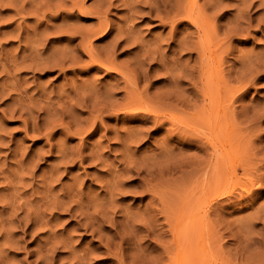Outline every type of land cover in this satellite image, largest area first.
Returning a JSON list of instances; mask_svg holds the SVG:
<instances>
[{
	"label": "rangeland",
	"instance_id": "rangeland-1",
	"mask_svg": "<svg viewBox=\"0 0 264 264\" xmlns=\"http://www.w3.org/2000/svg\"><path fill=\"white\" fill-rule=\"evenodd\" d=\"M133 1L0 0V264H264V0Z\"/></svg>",
	"mask_w": 264,
	"mask_h": 264
},
{
	"label": "bare ground",
	"instance_id": "bare-ground-1",
	"mask_svg": "<svg viewBox=\"0 0 264 264\" xmlns=\"http://www.w3.org/2000/svg\"><path fill=\"white\" fill-rule=\"evenodd\" d=\"M23 1H24V0H23ZM146 1H147V0H146ZM146 1H145V2H146ZM149 1H150V0H149ZM149 1H148V2H149ZM193 1H194V0H193ZM259 1H260V0H259ZM130 2H131V1H130ZM133 2H134V1H133ZM135 2L137 3L138 0H136ZM135 2H134L133 4H136ZM139 2H140V1H139ZM141 2L143 3V1H141ZM151 2H152V1H151ZM151 2H149L150 5L148 4V6H151V8L149 7V13H150V15H151L152 13H154V12L157 11V10H155V8H153V7H155L156 5L153 3V5H155V6L152 7ZM153 2H154V1H153ZM59 3H60V2H59ZM79 3H80L79 6H76L75 3H74L75 7L72 6L73 3H72V5H70V3H69V5H70V7H72L73 9L77 7V8H78L77 10L81 12V11L83 10V4H81L82 1L79 2ZM122 3H123V2H122ZM142 3H140V4H142ZM146 3H147V2H146ZM165 3H166V2H165ZM194 3H195V2H194ZM251 3H252V2H251ZM261 3H262V2H261ZM130 4H131V3H129V5H130ZM262 4H264V3H262ZM59 5H60V4H59ZM143 5H145V4H143ZM161 5H162V4H161ZM176 5H177V4H176ZM190 5H191V4H190ZM190 5H189V6H190ZM60 6H61V5H60ZM125 6H127V5H125ZM130 6H132V7H133V10H134V5H130ZM136 6H137V4H136ZM146 6H147V5H146ZM148 6H147V7H148ZM168 6H169V5H168ZM261 6H262V5H261ZM61 7H64V6H61ZM97 7H98V6H97ZM156 7H157V6H156ZM173 7H174V6H173ZM176 7H179V5L176 6ZM259 7H260V6H259ZM157 8H158V7H157ZM157 8H156V9H157ZM168 8H169V7H168ZM174 8H175V7H174ZM191 8H192V7H191ZM84 9H85V8H84ZM89 9H90V8H89ZM100 9H101V8H100ZM158 9H159V8H158ZM183 9H184V8H183ZM262 9H264V8H262ZM62 10H63V9H62ZM85 10H86V9H85ZM174 10H175V9H174ZM177 10H181V11H182L181 6H180L179 9H177ZM187 10H188V9H187ZM246 10H247V9H246ZM66 11H67V10H66ZM74 11H75V10H74ZM88 11H90V10H87V12H85V13H89ZM93 11H94V10H93ZM130 11H132V10L130 9ZM181 11H180V12H181ZM183 11H184V10H183ZM185 11H186V10H185ZM95 12H96V11H95ZM165 12H166V11H165ZM170 12H172V11H170ZM241 12H243V11H241ZM97 13H98V12H97ZM97 13H96V14H97ZM131 13H132V12H131ZM136 13H137V11H136ZM163 13H164V12H163ZM90 14H92V13L90 12ZM90 14H89V15H90ZM133 14H134V13H133ZM139 14H140V13H138V15H139ZM167 14H168V13H167ZM170 14H171V13H170ZM179 14H182V13H179ZM188 14H189V13H188ZM188 14H187V15H188ZM190 14H192V13H190ZM50 15H51V14H50ZM92 15H94V14H92ZM165 15H166V14H164V16H165ZM176 15H177V14H176ZM241 15H242V14H241ZM94 16H95V15H94ZM168 16H169V15H168ZM178 16H180V15H178ZM97 17H98V16H97ZM101 17H102V16H101ZM172 17H173V15L171 16V19H172ZM182 17H185V16H182ZM162 19H163V18H162ZM182 19H184V18H182ZM185 19H186V18H185ZM188 19L190 20V22H191L193 25H195V27L197 26V24H196V22H195L196 19L194 20V18L192 19L191 17H189ZM188 19H187V20H188ZM169 20H170V18H169ZM176 20H177V19H176ZM176 20L172 19V20H170V21H171L170 24H168V25L171 26L172 29H175L174 23H175ZM178 21H179V20H178ZM180 21H181V20H180ZM196 21H197V20H196ZM205 21H206V20H205ZM102 22H103V21H102ZM167 22H168V21H167ZM198 22H199V20H198ZM201 23H202V22H201ZM102 24H103V23H102ZM102 24H101V22H99V26H98L99 29H97L98 31L96 30L97 33L95 32V33H96L97 35H99L100 37L107 36L108 33H109V30H107V29H105V31H104V26H103V25H105V23H104L103 25H102ZM198 24H199V23H198ZM203 24H204V23H203ZM62 25L64 26V24H62ZM105 26H106V25H105ZM198 26H199V25H198ZM198 26H197V28H198ZM201 26H202V25H201ZM201 26H200V27H201ZM98 27H97V28H98ZM64 28H65V27H64ZM67 28H68V27H67ZM67 28H66V29H67ZM171 28H170V29H171ZM44 29H45V28H44ZM57 30L59 31V29H57ZM57 30H56V31H57ZM200 30H201V29H200ZM200 30H199V31H200ZM120 31H121V30H120ZM173 31H174V30H173ZM121 32H122V31H121ZM123 32H124V31H123ZM125 32H126V31H125ZM130 32H132V31H130ZM46 33H47V32H46ZM93 33H94V32H93ZM93 33H92V35H93ZM95 33H94V35H96ZM111 33H112V32H111ZM203 33H204V31H203ZM126 34L129 35V32L127 31ZM76 35H77V34H76ZM124 35H125V34H124ZM131 35H133V34H131ZM134 35H135V34H134ZM33 36H34V35H33ZM129 36H130V35H129ZM136 36H137V35H136ZM28 37H29V36H28ZM90 37H91V36H90ZM126 37H127V36H126ZM130 37H131V36H130ZM26 38H27V37H26ZM43 38H44V37H43ZM113 38H114V37H113ZM31 39L34 40L35 38L32 37ZM117 39H118V38H117ZM124 39H125V38H124ZM134 39H135V38H131V40H134ZM160 39H161V38H160ZM171 39H172V38H171ZM185 39H186V38H185ZM29 40H30V39H29ZM129 40H130V39H129ZM131 40H130V41H131ZM136 40H137V39H136ZM175 40H177V38H176ZM180 40H181V38H180ZM183 40H184V39H183ZM35 41H37V39H35ZM116 41H117V40H116ZM122 41H123V40H122ZM137 41H138V40H137ZM156 41L158 42V40H156ZM177 41H178V40H177ZM181 41H182V40H181ZM181 41H180V42H181ZM204 41H205V39H204ZM131 42H132V41H131ZM141 42H142V41H141ZM153 42H154V41H153ZM161 42H163V41H161ZM182 42L184 43V41H182ZM182 42H181V43H182ZM26 43H27V41H26ZM115 43H116L117 46L119 45V43H117V42H115ZM126 43H127V45H128V42H127V41H126ZM135 43H136V42H135ZM183 43H182V45H183ZM32 44H33V43H32ZM79 44H80V43H79ZM82 44H83V43H81V45H82ZM138 44H139V43H138ZM142 44H143V43H142ZM142 44H141V45H142ZM191 44H193V43H190V44H189V48H190V45H191ZM195 44H196V43H195ZM26 45H27V44H26ZM29 45H31V44H29ZM35 45H36V43H35ZM39 45H40V44L37 43V46H39ZM83 45H84V44H83ZM108 45H109V44H108ZM129 45H130V44H129ZM129 45H128V46H129ZM144 45H145V44H144ZM153 45H155V43H154ZM156 45H157V43H156ZM159 45H160V44H159ZM184 45H185V44H184ZM193 45H194V44H193ZM196 45H197V44H196ZM40 46H41V45H40ZM78 46H79V45H78ZM125 46H126V44H125ZM125 46H124V47H125ZM131 46H132V43H131ZM178 46H179V43H178ZM202 46H203V45H202ZM32 47H33V45H32ZM110 47H111V44H110ZM139 47H140V45H139ZM196 47H197V48H195L194 50H197V49H198L197 51H199V49H202V47H201V48H199L198 46H196ZM36 48H37V47H36ZM81 48H82V46H81ZM107 48H109V46H108ZM143 48H144V47H143ZM145 48H146V47H145ZM150 48H151V47H150ZM150 48H149V49H150ZM186 48L188 49L187 46L185 47V49H186ZM27 49L29 50V47H28ZM27 49H26V50H27ZM33 49H34V47H33ZM33 49H32V50H33ZM59 49H60V48H59ZM72 49H73V48H72ZM125 49H126V48H125ZM137 49H138V48H137ZM140 49H141V48H140ZM157 49H160V48H157ZM157 49H156V51H158ZM180 49H184V46H183V48H182V46H181ZM68 50H70V49H68ZM73 50H74V49H73ZM142 50H143V49H142ZM151 50H152V49H151ZM191 50H192V49H191ZM22 51H23V50H22ZM34 51H35V50H34ZM37 51H38V50H37ZM37 51H35V53H36ZM56 51H57V49H56ZM76 51H77V50H76ZM83 51H85V54L87 55V57H88V59H89L88 61L93 65V67H94L95 69H97V70L103 69V70H105V71H110V72H113V73H118V71H117V66H116V68H115L114 66H112V63H110V62H104L105 59H104V61H103V60L101 61V59H100L97 55L94 54V52H93V50H91V48H87L86 50H85V48H84ZM102 51H103V50H102ZM109 51H110V48H109ZM112 51H113V50H112ZM143 51H144V50H143ZM145 51H146V50H145ZM149 51H150V50H149ZM149 51H148V52H149ZM161 51H162V48H161ZM28 52H30V50H29ZM61 52H62V50H61ZM67 52H68V51H67ZM107 52H108V50H107ZM140 52H141V51H140ZM148 52H146V53H145V52H144V53L142 52V53L147 55ZM162 52H163V51H162ZM181 52H183V51H181ZM189 52H191V51L189 50ZM63 53H65V52H63ZM149 53L152 54V55H154V54H153V51H152V53H151V52H149ZM149 53H148V56L150 55ZM156 53H157V52H156ZM158 53H159V52H158ZM158 53H157V54H158ZM160 53H161V52H160ZM194 53H195V52H194ZM199 53H200V52H199ZM36 54L38 55V52H37ZM51 54H52V53H51ZM57 54H58V53H57ZM66 54L70 55L69 53H66ZM66 54H65V55H66ZM108 54H109V53H108ZM143 54H142V55H143ZM157 54H156V55H157ZM204 54H205V53H204ZM31 55H32V54H31ZM33 55H34V54H33ZM63 55H64V54H63ZM109 55H110V54H109ZM109 55H108V56H109ZM111 55H112V53H111ZM139 55H140V54H139ZM142 55H141V56H142ZM146 55H145V57H146ZM210 55H211V54H210ZM28 56H29V55H28ZM60 56H62V55L60 54ZM75 56H76V55H75ZM106 56H107V55H106ZM135 56H136V55H135ZM143 56H144V55H143ZM148 56H147V57H148ZM158 56H159V55H158ZM161 56H162V55L160 54V57H161ZM164 56H165V55H164ZM164 56H163V57H164ZM197 56H198V55H197ZM199 56H200V54H199ZM202 56H203V50H202ZM31 57H33V56H31ZM31 57H30V58H31ZM34 57H35V55H34ZM63 57H64V56H62V58H63ZM73 57H74V56H73ZM147 57H146V59H147ZM203 57L206 58L205 55H204ZM26 58H27V57H26ZM30 58H29V59H30ZM60 58H61V57H60ZM140 58H143V57H140ZM165 58H166V57H165ZM29 59H28V60H29ZM44 59H45V58H44ZM52 59H53V58H52ZM54 59H55V58H54ZM64 59H65V58H64ZM67 59H68V58H67ZM69 59L73 60L72 56H71V58H69ZM110 59H111V58H110ZM134 59H135V58H134ZM148 59H149V58H148ZM148 59H147V60H148ZM161 59H162V57H161ZM169 59H170V58H169ZM172 59H173V58H172ZM22 60H23V59H22ZM34 60H35V59H34ZM38 60H39V59H38ZM38 60H37V61H38ZM140 60H142V59H140ZM144 60H145V58H144ZM150 60H151V59H150ZM163 60H164V59H163ZM163 60H161V61H163ZM37 61H36V63H38ZM42 61H43V60H42ZM67 61H68V60H67ZM27 62H28V61H27ZM34 62H35V61H33V63H34ZM59 62H61V61H59ZM59 62H58V63H59ZM62 62H63V61H62ZM70 62H72V61H70ZM70 62H68V63H70ZM134 62H135V61H134ZM141 62H142V61H141ZM148 62H149V61H148ZM159 62H160V61H159ZM23 63H24V62H23ZM45 63H46V61H45ZM55 63H56V62H55ZM73 63H74V62H73ZM139 63H140V62H139ZM18 64H19V63H18ZM39 64H40V63H39ZM39 64H37V65H39ZM71 64H72V63H71ZM71 64H70V65H71ZM148 64H149V63H148ZM24 65H25V63H24ZM28 65L30 66V63H28ZM40 65H41V64H40ZM61 65H62V64H61ZM63 65H64V64H63ZM67 65H68V64H67ZM73 65H74V64H73ZM75 65H76V64H75ZM141 65H142V64H141ZM141 65H139V66H141ZM162 65L164 66V63H163ZM170 65H171V64H170ZM172 65H174V64L172 63ZM22 66H23V65H22ZM32 66H34V64H33ZM43 66L45 67V65H43ZM203 66H204V65H203ZM25 67H26V69H27V67H28L27 64L25 65ZM34 67H35V66H34ZM34 67H33V68H34ZM39 67H40V66H39ZM44 67H43V68H44ZM52 67H53V65H52ZM55 67H56V66H55ZM62 67H63V66H62ZM69 67H70V66H69ZM166 67H169V68H170L169 65H168V66L166 65ZM173 67H174V66H173ZM173 67H172V68H173ZM29 68H30V67H29ZM35 68H36V67H35ZM60 68H61V67H60ZM65 68H66V67H65ZM160 68H161V67H160ZM169 68H168V69H169ZM181 68H182V67H181ZM23 69H25V68H23ZM61 69H62V68H61ZM166 69H167V68H166ZM168 69H167V70H168ZM178 69H180V68H178ZM118 70H120V69L118 68ZM121 70H122V69H121ZM184 70H185V69H184ZM155 71H156V70H155ZM171 71L173 72V70H171ZM171 71H170V72H171ZM174 71H175V70H174ZM124 73H125V72H124ZM155 73H156V72H155ZM166 73H167V71H166ZM173 73H174V72H173ZM173 73H172V75H173ZM167 74L170 75V74H169V70H168V73H167ZM174 75H175V74H174ZM129 77H131V76H129ZM167 77H168V76H167ZM169 77H170V76H169ZM173 77H174V76H173ZM124 78H125V77H124ZM136 78H137V77H136ZM142 78H143V77H142ZM177 78H178V77H177ZM177 78H176V79H177ZM170 79H172V78H170ZM174 79H175V78H174ZM122 80H123V79H122ZM125 80L129 82V79H128V78L124 79V81H125ZM130 80H132V77H131ZM126 81H125V82H126ZM169 81H170V80H169ZM126 83H127V82H126ZM130 83L132 84L133 82L130 81ZM178 83H179V82H178ZM173 84H174V83H173ZM124 85H125V84H124ZM126 86H131V85H128V83H127V84L125 85V87H126ZM174 87H175V85H174ZM74 88H75V87H74ZM126 88H127V87H126ZM79 89H80V88H79ZM82 89H83V88H82ZM68 90H69V89H68ZM71 90H72V91L74 90L73 87H72ZM94 90H95V89H94ZM96 90H97V89H96ZM91 91H92V90H91ZM63 92H64V91H63ZM1 93H2V92H1ZM64 93H65V92H64ZM80 93H81V92H80ZM65 94H66V93H65ZM88 94H89V93H88ZM106 94H107V93H106ZM61 95H63V94H61ZM75 95H76V94H75ZM97 95H98V94H97ZM97 95H96V96H97ZM108 95H110V94H107V96H108ZM59 96H60V95H59ZM65 96H66V95H65ZM70 96H71V95L69 94V97H70ZM76 96H77V95H76ZM79 96H80V94H79ZM86 96H87V95H86ZM86 96H85V97H86ZM90 96H91V95H90ZM92 96L94 97L95 95H92ZM96 96H95V98L97 99L98 97H96ZM62 97H63V96H62ZM74 97H75V96H74ZM82 97H83V96H82ZM88 97H89V96H88ZM112 97H113V96H112ZM112 97H111V98H112ZM67 98H68V97H67ZM78 98H80V97H78ZM70 99H71V97H70ZM67 100H68V99H67ZM71 100H72V99H71ZM71 100H70V101H71ZM73 100H74V99H73ZM79 100H80V99H79ZM105 100L107 101V100H109V99H104V101H105ZM76 101H77V100H76ZM76 101L74 100V102H76ZM97 101H98V100H97ZM79 102H80V101H79ZM85 102H86V101H85ZM89 102H90V101H89ZM91 102H92V101H91ZM109 102H110V100H109ZM93 103H94V102H93ZM93 103H91V105H93ZM104 103H107V102H104ZM74 104H75V103H74ZM74 104H73L72 106H74ZM80 104H82V103H80ZM99 104H101V102H100ZM107 104H109V103H107ZM94 105H95V104H94ZM103 105H104V104H103ZM109 105H110V104H109ZM109 105H108V106H109ZM90 108H91V107H90ZM93 108H94V107H93ZM107 109H108V108H107ZM109 109H111V107H110ZM91 110H92V109H91ZM95 111H96V110H95ZM98 111H99V110H98ZM222 111H223V110H222ZM222 111H221V114H222ZM215 112H216V111H215ZM223 112H224V111H223ZM90 113H91V112H90ZM101 113H102V112H101ZM216 114H217V113H216ZM221 114H220V115H221ZM93 115H94V114H93ZM220 115H219V116H220ZM223 115H224V114H223ZM223 115H222V116H223ZM219 116H217V118H218ZM222 116H220V118H222ZM224 116H225V115H224ZM224 116H223V117H224ZM226 117H227V115H226ZM224 118H225V117H224ZM217 120H219V119H217ZM219 121H220V120H219ZM91 122H92V121H91ZM215 122L217 123V121H215ZM215 122H214V125H215ZM218 124H220V122H219ZM222 124H223V123H222ZM228 124H230V123H228ZM224 125H225V123H224ZM219 126H220V125H219ZM219 126H218L217 128H219ZM225 132H226V131H225ZM227 132L229 133V131H227ZM227 132H226V133H227ZM219 135H220V134H219ZM224 135H225V133H224ZM227 136L229 137V135H227ZM227 136H226V138H227ZM222 137H224V136L222 135ZM130 138H131V137H130ZM229 138H230V137H229ZM227 139H228V138H227ZM132 140H133V139H132ZM223 140H225V139L223 138ZM223 140H222V141H223ZM222 141H220L219 144H216L217 146L215 145V147L218 148L217 151H220V153H219V157L217 158V159H218V160H217V162H218L217 164L219 165V167L216 165V167H217L216 169H217V171H219V172L222 171V168H225V164H224V163H226V162H225L226 160L224 161V159H229V161H230V153L228 152L227 149H226L227 151L224 150V149H225V148H224L225 145L222 143ZM226 141H227V140H226ZM231 141H232V140H231ZM228 142H229V139H228V141H227V144H228ZM234 143H236V142H234ZM234 143H233V144H234ZM226 146H229V144L226 145ZM232 147H233V146H232ZM219 149H220V150H219ZM60 150H61V149H60ZM64 151H67V150H64ZM63 153H64V152H63ZM63 153H62V154H63ZM92 153H93V152H92ZM59 154H60V153H59ZM65 154H66V153H64L63 155H65ZM60 155H61V154H60ZM69 156H70V155H69ZM69 156H68V157H69ZM233 156H234V155H233ZM61 157H64V156H61ZM65 157H67V156L65 155ZM65 157L63 158V159H64L63 161H65V159H66ZM68 157H67V158H68ZM92 157H93V156H92ZM93 159H94V158H93ZM100 159H101V158H100ZM61 161H62V160H61ZM71 161H72V160H71ZM62 163H63V162H62ZM63 165H64V163H63ZM222 165H224V166H222ZM127 166H128V165H127ZM128 169H129V168H128ZM225 169H226V168H225ZM223 170H224V169H223ZM127 171H128V170H127ZM127 171H126V172H127ZM135 171H136V170H135ZM126 172H125V173H126ZM136 172H137V171H136ZM223 172H225V171H223ZM228 172H229V171H228ZM0 174H1V173H0ZM126 174H129V173H126ZM126 174H125V176H126ZM138 175H139V174H138ZM130 178H131V177H130ZM45 181H46V180H45ZM8 185H9V184H8ZM120 185H121V184H120ZM117 186H118V185H117ZM144 186H145V185H144ZM120 188H121V187H120ZM113 189H114V188H113ZM117 190H118V189H117ZM145 190H146V189H145ZM15 193H16V192H15ZM11 194H12V192L10 193V195H11ZM6 195H7V194H6ZM3 196H4V195H3ZM7 196H8V195H7ZM12 196H13V194H12ZM12 196H11V197H12ZM14 196H15V195H14ZM4 197H5V196H4ZM2 198H3V197H2ZM110 198H111V197H110ZM4 199H5V198H4ZM6 199H8V197H7ZM12 199H13V198H12ZM8 200H9V199H8ZM75 201H76V200H75ZM5 202H6V201H5ZM62 202H63V200H62ZM70 202H72V201H70ZM10 203H12V202L10 201ZM14 203H15V202H13V204H14ZM6 204H7V203H6ZM9 205H12V204H9V202H8V206H9ZM28 205H29V204H28ZM28 205H26V206H28ZM53 205H54V204H53ZM62 205H63V204H62ZM62 205H61V206H62ZM66 205H67V204H66ZM3 206H4V205H3ZM5 206L7 207V205H5ZM58 206H59V205H58ZM77 206H78V205H77ZM85 206H86V205H85ZM12 207H13V205H12ZM59 207H60V206H59ZM62 207H63V206H62ZM13 208H14V207H13ZM13 208H12V209H13ZM16 208H17V207H16ZM25 208H26V207H25ZM60 208H61V207H60ZM66 208H67V207H66ZM12 209H10V210H12ZM62 209H64V208H62ZM18 210H19V208H18ZM86 210H87V209H86ZM100 210H101V209H100ZM17 212H18V211H17ZM76 212H77V210H76ZM89 212H90V211H88L87 213L89 214ZM91 212H92V211H91ZM91 212H90V213H91ZM73 213H75V212H73ZM85 213H86V212H85ZM31 214H32V213H31ZM81 214H82V213H81ZM81 214H80V215H81ZM91 214H92V213H91ZM5 215H6V214H5ZM34 215H35V214H34ZM80 215H79V216H80ZM106 215H107V214H106ZM6 216H7V215H6ZM13 216H15V215H13ZM9 217H10V215H9ZM92 217H93V216H92ZM5 218H7V217H5ZM11 218H12V216H11ZM11 218H10V219H11ZM79 218H80V217H79ZM81 218H82V217H81ZM87 218H88V216H87ZM106 218H107V216H106ZM8 219H9V218H7V220H8ZM82 219H84V218H82ZM100 219H101V218H100ZM104 219H105V218H104ZM125 219H126V217H125ZM3 220H4V219H3ZM12 220H13V219H12ZM17 220H18V219H17ZM42 220H43V219H42ZM91 220H92V219H91ZM21 221H23V219H22ZM31 221H32V220H31ZM81 221H83V220H81ZM84 221H85V220H84ZM3 222H4V221H3ZM10 222H11V221H10ZM10 222H9V223H10ZM27 222H28V221H27ZM32 222H33V221H32ZM16 223H17V222H16ZM25 223H26V222H25ZM34 223H35V222H34ZM38 223H41V221L38 222ZM11 224H12V222H11ZM11 224H9V225H11ZM13 224H15V223H13ZM43 224H44V222L42 223V225H43ZM17 225H18V224H17ZM21 225H22V224H21ZM29 225H30V224H29ZM32 225H33V224H32ZM83 225H85V224H83ZM103 225H104V224H103ZM36 226H37V225L35 224V227H36ZM45 226H46V225H45ZM47 226H48V225H47ZM6 227H8V228H6ZM6 227H5L6 229L3 228V227H2V228L5 229V232H7V234H8V233H9L8 230H10L11 227H14V226H6ZM9 227H10V228H9ZM24 227H25V226H24ZM35 227H34V228H35ZM37 227H38V226H37ZM83 227H84V226H83ZM92 227H93V226H92ZM29 228H30V227H29ZM7 229H8V230H7ZM15 229H16V228H15ZM88 229H89V228H88ZM11 230H14V229H11ZM11 230H10V232H11ZM27 230H28V229H27ZM32 230H33V229H32ZM35 230H36V228H35ZM96 230H97V229H96ZM2 231H3V230H2ZM33 231H34V230H33ZM97 231H98V230H97ZM97 231H96V232H97ZM3 232H4V231H3ZM5 232H4V234H5ZM52 234H53V233H52ZM5 236H6V234H5ZM8 236H9V235H8ZM9 237L11 238V236H9ZM11 239H12V238H11ZM8 241H9V239H8ZM11 241H12V240H11ZM11 241H9V243H10ZM109 243H110V242H109ZM4 244H5V243H4ZM57 244H58V243H57ZM61 244H62V242H61ZM64 244H65V242H64ZM65 245H66V244H65ZM42 246H43V245H42ZM42 246H41V247H42ZM50 247H51V246H50ZM50 247H48V251L50 250V249H49ZM53 247H54V246H53ZM62 247H64V245H62ZM66 247H67V245H66ZM46 249H47V248H46ZM46 252H47V251H46ZM46 252H45V254H46ZM50 252H51V251H50ZM105 252H106V251H105ZM52 253H53V252H52ZM39 254H40V253H39ZM46 255H48V254H46ZM44 256H45V255H44ZM50 256H51V255H50ZM41 257H42V256H41ZM45 257H46V256H45ZM49 258H50V257H49ZM49 258H48V259H49ZM44 259H45V258H44ZM50 260H51V258H50ZM46 261H47V260H46ZM40 262H41V261H40ZM49 263H50V262H49ZM49 263H48V264H49ZM44 264H45V263H44ZM46 264H47V262H46Z\"/></svg>",
	"mask_w": 264,
	"mask_h": 264
}]
</instances>
